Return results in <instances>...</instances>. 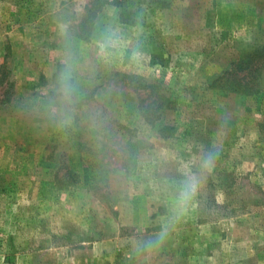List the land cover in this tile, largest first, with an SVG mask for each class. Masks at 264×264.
I'll return each instance as SVG.
<instances>
[{"label": "rangeland", "instance_id": "1", "mask_svg": "<svg viewBox=\"0 0 264 264\" xmlns=\"http://www.w3.org/2000/svg\"><path fill=\"white\" fill-rule=\"evenodd\" d=\"M261 46L264 0H0V264H264V70L210 88Z\"/></svg>", "mask_w": 264, "mask_h": 264}, {"label": "trees", "instance_id": "2", "mask_svg": "<svg viewBox=\"0 0 264 264\" xmlns=\"http://www.w3.org/2000/svg\"><path fill=\"white\" fill-rule=\"evenodd\" d=\"M103 7L99 1H95L91 8L88 10L86 17L81 23V37L88 36L93 28L94 21L96 20L99 11ZM264 70V46L257 47L252 51H248L239 55V58L231 64L216 81L210 85V88L219 89L223 93H238L246 96H254L259 94L261 84L262 72ZM124 79H133L134 88L136 92L144 94V99L140 104L141 117L153 126L160 119L162 111L171 104L163 91H160L155 84L145 83L139 76H126ZM156 127V126H155ZM161 133H164V129Z\"/></svg>", "mask_w": 264, "mask_h": 264}, {"label": "clouds", "instance_id": "3", "mask_svg": "<svg viewBox=\"0 0 264 264\" xmlns=\"http://www.w3.org/2000/svg\"><path fill=\"white\" fill-rule=\"evenodd\" d=\"M212 159H213V154L209 153V155L207 156V159H206L205 163L206 164H210L212 162ZM187 198H188V194L185 193L183 199L186 200Z\"/></svg>", "mask_w": 264, "mask_h": 264}]
</instances>
